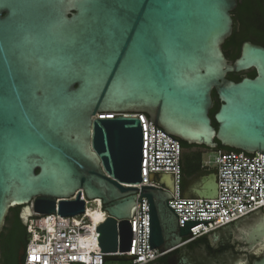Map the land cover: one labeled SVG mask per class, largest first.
<instances>
[{"label":"water","instance_id":"95a60500","mask_svg":"<svg viewBox=\"0 0 264 264\" xmlns=\"http://www.w3.org/2000/svg\"><path fill=\"white\" fill-rule=\"evenodd\" d=\"M237 4L0 0V237L16 207L44 216L83 214L81 191L88 201L101 200L107 213L96 229L106 262L132 261L124 254L138 194V202L148 201L149 249L162 257L192 242L190 229L211 221L178 225L167 175L149 179L166 191L137 188L142 132L139 120L125 115L145 114L176 142L263 155L264 46L243 43L232 64L223 53ZM250 70L253 79L227 80ZM213 93L220 102L216 127ZM155 152L173 151L154 147V167H173L155 166ZM216 195L213 172L184 197ZM252 214L264 215L260 209L231 224ZM262 230L264 224L254 234Z\"/></svg>","mask_w":264,"mask_h":264},{"label":"built area","instance_id":"2783aa9c","mask_svg":"<svg viewBox=\"0 0 264 264\" xmlns=\"http://www.w3.org/2000/svg\"><path fill=\"white\" fill-rule=\"evenodd\" d=\"M137 118L142 132V183L137 186L166 189L150 182L151 177L167 175L172 179L173 189L169 199L170 209L178 217V225L183 221H211L199 223L190 229L193 240L207 236L212 232L254 212L264 213V154L248 155L242 152H215L214 162L217 178V195L212 199L186 198L181 190L182 183V149L176 139H170L161 129L152 125L145 114L125 115ZM113 117V116H112ZM156 127V128H155ZM164 133H162V132ZM167 136H166V135ZM154 147L155 166L154 167ZM210 162L204 167L208 170ZM84 201V213L75 217L40 215L30 208L23 219L28 236L23 264H106L105 254L101 253L98 243L97 227L87 216L88 207L94 202L100 212L101 200ZM76 192L69 200H75ZM137 195L136 205L128 223L131 229V246L124 255L131 257V264H149L161 257L157 249H149V210L148 201ZM105 218V219H106Z\"/></svg>","mask_w":264,"mask_h":264},{"label":"flooded vegetation","instance_id":"af4514ba","mask_svg":"<svg viewBox=\"0 0 264 264\" xmlns=\"http://www.w3.org/2000/svg\"><path fill=\"white\" fill-rule=\"evenodd\" d=\"M246 36L249 39L246 42L261 46L255 42L254 36H251L249 33L246 34ZM240 50L241 46L239 48V55ZM248 72L255 71L250 70ZM239 75L241 76V79L250 78L245 76L244 73H240ZM200 178L201 177L194 181H198ZM21 215L20 220L24 225ZM11 224V222L5 223L4 232L5 229L7 230L12 227ZM261 224H264V215H249L232 225L226 226L207 236L195 239L185 246L166 252L152 264H179L183 259L188 260L190 264L257 263L264 257V231L262 230V234L259 236L254 234L256 227ZM3 237L5 236H3L2 231L0 237V264H13V260H11L10 257L7 261H3V254H5L8 249L10 250V253L11 250H15L17 253L18 264H23L26 245H24V238L22 235H20L19 231L13 230V235H11L9 240H5Z\"/></svg>","mask_w":264,"mask_h":264},{"label":"trees","instance_id":"16d2710c","mask_svg":"<svg viewBox=\"0 0 264 264\" xmlns=\"http://www.w3.org/2000/svg\"><path fill=\"white\" fill-rule=\"evenodd\" d=\"M233 19V33L231 37L223 45V53L227 61L232 64L234 60L239 57V48L241 44L248 41L246 34H251L255 37V42L261 46H264V1L263 0H238L236 9L231 14ZM245 76L250 78L255 77V72H245ZM227 80L234 83L241 81V76L239 74H229L227 75ZM213 102L215 103L212 111L210 112V117L212 119L213 126L216 127V124L213 120V115L217 112L220 102L217 99L215 93L212 94ZM182 149V183L181 190L184 194L188 189V183L204 175L211 173V170H208L203 166V152L201 151H192L193 149H200L207 152H238L228 148L222 147L217 143V148L214 150H208L204 147L188 145L184 142H179ZM214 172V171H213ZM22 207H16L9 211L6 222L12 223V229L3 228V238L9 240L14 231H19L20 235L24 238V245L27 246L28 236L26 233L25 226L20 220V215ZM23 225V227H22ZM21 229V230H19ZM2 235V234H1ZM11 258L13 264H18L17 262V253L15 250L8 249L5 254H3V261H7ZM122 263V262H119ZM106 264H116L113 262H106Z\"/></svg>","mask_w":264,"mask_h":264},{"label":"bare ground","instance_id":"6f19581e","mask_svg":"<svg viewBox=\"0 0 264 264\" xmlns=\"http://www.w3.org/2000/svg\"><path fill=\"white\" fill-rule=\"evenodd\" d=\"M97 203L98 202H94L91 206L88 207V211H87V216L92 221L95 227H97L106 218L105 214L100 212L99 209L95 207ZM28 210H30V208ZM28 210H25V212L27 211V213H25L26 214L25 216L29 214Z\"/></svg>","mask_w":264,"mask_h":264},{"label":"rangeland","instance_id":"374dc122","mask_svg":"<svg viewBox=\"0 0 264 264\" xmlns=\"http://www.w3.org/2000/svg\"><path fill=\"white\" fill-rule=\"evenodd\" d=\"M192 151H201L203 152V166H204V163L206 161H209L210 162V168H211V173H213V170H215V165L213 164L214 162V157H215V154L213 152H207V151H204V150H200V149H193ZM192 182V181H191ZM28 210V209H26ZM30 212V210H28ZM25 213H27V211L25 212V210L22 212V215L21 217L23 219H25ZM116 264H131L130 262H122V263H116Z\"/></svg>","mask_w":264,"mask_h":264},{"label":"crops","instance_id":"0c3cea01","mask_svg":"<svg viewBox=\"0 0 264 264\" xmlns=\"http://www.w3.org/2000/svg\"><path fill=\"white\" fill-rule=\"evenodd\" d=\"M213 153H214V152H213ZM197 183H198V181H194V180H193L192 182L190 181V182L188 183V189H187V191L190 190V189H191L194 185H196Z\"/></svg>","mask_w":264,"mask_h":264}]
</instances>
